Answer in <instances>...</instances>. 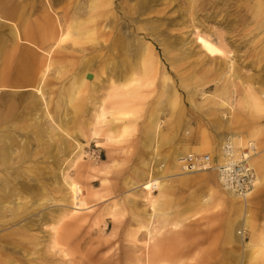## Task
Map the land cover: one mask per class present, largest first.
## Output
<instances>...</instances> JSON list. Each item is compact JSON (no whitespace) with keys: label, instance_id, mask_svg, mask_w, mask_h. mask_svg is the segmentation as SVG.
<instances>
[{"label":"rangeland","instance_id":"rangeland-1","mask_svg":"<svg viewBox=\"0 0 264 264\" xmlns=\"http://www.w3.org/2000/svg\"><path fill=\"white\" fill-rule=\"evenodd\" d=\"M107 1L97 0L96 9L89 12L88 0H0L1 9L23 11L19 29L27 33L35 31V24L40 22L47 6L54 24L59 20H64L62 23L81 21L96 12L109 10L111 13L109 19H97L98 31L92 43L69 38L48 56L44 52L47 46L37 44L39 56L53 60L40 84L36 77L21 76L15 68L19 61L17 55L9 57L7 62L0 57V135L6 134L17 143L5 169L6 176L12 183L25 181L44 189L41 196L34 195L35 187L18 193L13 202H19L20 208L14 214L9 209L4 218L16 216L17 223H0V226H10L0 233L19 239L23 235L19 234L18 226L33 222L34 227L28 234L35 235L37 246L34 254L26 253L27 258L50 256L53 264H68L51 250L53 227L66 226L79 242L77 254L97 253L96 256H106L108 264H130L125 256L131 233L139 226L135 217L137 212H144V205L131 194L128 182L141 183L134 172L146 162L153 165L148 144L155 135L158 138L155 153L160 160L173 151L186 150L187 153H208L216 161L221 133L236 131L243 146L248 138H254L257 153L253 156L259 159L255 165L251 164L257 178H260L257 166L264 167V100L256 109L246 93L248 88L257 94L264 92V13L255 16L264 0H247L248 8L243 7L245 0H157L152 7L162 10L161 14L139 15L123 27L119 17L135 0H109V6ZM246 13L249 19L243 22L241 16ZM93 24L88 22L87 26L91 28ZM111 27L114 30L121 27L123 44L128 40L135 45L139 41L148 43L156 60V66L150 70L146 57L134 49L128 50L124 45L118 51L119 59L115 61L122 62L124 73L116 83L124 85V98L136 110L133 119L123 120L129 128L119 142L106 140L108 135L115 138L121 130L107 122L111 119L109 113L105 114L104 121L95 122L100 103L108 111L111 108L106 99L108 83L104 61L105 32ZM147 28H153L152 34L144 37ZM131 30L136 33L126 38ZM8 31L6 27L1 29L2 34ZM109 34L110 38L114 37ZM197 34L218 37V46L229 52V57H222L220 64L218 60H211L199 48ZM176 40L181 44L175 45ZM229 60L234 63L230 70ZM85 64L90 65L92 82H83ZM37 86L41 91H37ZM69 91L74 93L72 101L68 100ZM227 101L232 105L231 110L220 104ZM233 111L238 112L237 118ZM154 120L161 123L159 132L147 125ZM232 122H236L234 127ZM169 124L174 125L172 130ZM94 127L98 134H93ZM75 143L81 145V157L76 162L73 156L79 148ZM22 151L25 157L18 160ZM202 172L169 180L166 196L170 200L165 207L170 206L161 209L170 215L162 226L163 234L174 231L169 236L172 240L167 242L178 245V249L199 239L196 250L191 248L198 257L224 260L231 257V264L247 263V258L263 262L264 255L254 256L247 244L254 233L258 235L264 230V180L252 189L249 198L253 202L243 210L229 213L218 198L217 192L224 195L226 192L214 171ZM65 177L79 184L82 197L89 202L88 209L77 213V223L70 215L58 221L60 213L72 209ZM94 193L104 196L105 201L95 202ZM62 197L68 198L67 201H60ZM112 214L117 216V221L112 219ZM228 214L236 234L231 251L223 237ZM173 222H178V228L171 226ZM180 233H185L182 240ZM136 238V243L143 245L144 232L139 231ZM69 248L74 250V246ZM9 256L14 260L6 264L18 263L19 254ZM195 259L194 255V259L184 264H204ZM0 264H4L2 259Z\"/></svg>","mask_w":264,"mask_h":264},{"label":"bare ground","instance_id":"bare-ground-1","mask_svg":"<svg viewBox=\"0 0 264 264\" xmlns=\"http://www.w3.org/2000/svg\"><path fill=\"white\" fill-rule=\"evenodd\" d=\"M88 1H90L89 12L90 10L93 11L94 9H96L97 0ZM156 1L157 0H135L134 5L131 8H128V10H124L123 13L120 15L119 18L123 21L121 22V24L123 23L121 27H123L124 25H129V23H131L130 20L132 21V19L134 22V18H137L139 15L142 14H161L162 10L155 9L152 7L153 4L157 3ZM246 2L247 0H245V5L243 7H250V5ZM256 2H259V0H256ZM109 3L110 2L108 0L106 4L109 6ZM48 8V6L47 10H43L42 8H40L44 11L43 16L40 22H37L35 24L36 29L33 33H27L26 31H23V29H19L22 28L23 24V11L0 8V19H2L0 21V57L2 59L4 58L7 62L8 59H10L9 57L17 55V57H19V61L15 68L18 69L19 73H21V76L27 74L31 77H36L38 79L39 84L41 83V81H43L46 71L51 65H53V60H51V58L47 59V57L43 55L39 56L37 49L40 48L37 44H40L41 46H47L44 47V52L47 53L48 56V54H50L51 52H57L58 49L55 47L60 46L62 42L69 38H80L83 40H90L92 43L96 38V31H98V26L96 23L97 19L100 17H102V19L108 17L109 19L111 14L109 10L103 11L101 14H99V12H96L94 14H90L89 17L85 19H81V21L77 20L76 22L73 21L70 23H62L64 20H59L57 24H54L53 20L50 19V16L47 12L49 11ZM247 13L250 16V13L248 11ZM247 13L244 14V16H241V20L243 22L249 19ZM263 13L264 4H262V8L259 11L255 12V16L258 17L260 15H263ZM92 21L94 24L91 28H89L87 24L88 22ZM170 24L172 23L170 22ZM3 27H6L9 30L8 33H1V29ZM121 27H119L118 29L116 28V30H114V27H111V29L105 32L107 33V40L106 44L104 45V61L106 62L105 67L107 68L105 80L108 83L106 99L108 100V102H110L111 108L108 111L100 103L97 115L95 117V122H98L100 119H103L104 121L106 113H109L111 115V119L107 120V122H112L114 127H119L121 130L119 134L115 136V138H112L110 135H108L106 140H115L117 142L122 140V138L127 132V129L129 128L128 124H124L123 120L128 118L133 119L134 114H136V110L129 106L131 105L130 101L124 98V85L116 83V80L121 79L124 73L122 62L115 61V58H118L119 55L118 51L121 50L125 45V48H128V50H131L132 48L141 56L146 57L147 66L150 70H153V68L156 66V60H154L153 58V52L151 46L148 45V43H145L144 41H139L138 44L135 45V43H133L131 40H128L127 43L123 44L120 39L122 36H124L121 33ZM135 28L136 30H139L138 27ZM146 30V33H143L144 37L147 35H151V31L153 30V28H147ZM109 33L114 34V37L110 38ZM134 33H136L134 30L128 31L125 37L128 38ZM196 38L199 48L207 57H210L211 60H218V64H220L222 61V57H229V52L224 51L218 46L220 45L218 37L212 38L208 35L197 34ZM22 43H25L26 45H23ZM174 44L179 45L181 44V42L176 40ZM175 45H173V47H175ZM20 49L22 50L19 51ZM116 50L117 52H114ZM233 64L234 63L232 60L228 61L227 66H229V70L232 69ZM82 71V78L84 79H82L83 82H92L94 80L92 79L93 74L90 72V65L85 64L82 68ZM86 77L89 78V80H86ZM37 91H41V88H39L38 86ZM246 93L251 96L253 102L252 106L254 108L257 109V107L260 108L262 106V100H264V92L257 94L253 88H248L246 90ZM42 95L43 94H41V96ZM73 98L74 93L72 91H69L68 100L72 101ZM220 104L226 107L228 110L232 109V105L228 101L226 103L221 102ZM237 114V111H233V115L235 116V118H237ZM120 123L122 124L121 126H119ZM235 124L236 122H232V127H234ZM147 125L149 129L151 127L154 132H156L157 130L159 132L160 128H162L161 123H158V121L156 120L149 122ZM231 125L229 126L230 128ZM168 127L170 128V130H172L174 125L169 124ZM95 130L96 128L94 127L93 134H98V132ZM157 136L159 135L157 134ZM9 140L10 139H8L6 134L0 135V169L3 170V172H0V223L13 225L17 223L16 216L10 219L4 218L5 213L9 209L14 214L15 210H18V208H20L19 202H13V200L16 198V195L21 191L31 190L35 187L34 189H36V192L34 191V195L41 196L42 194H44V189L40 188V186L38 185L33 186L29 183H26L25 181L17 180L15 183H12L10 178L6 176L5 169L8 167L9 159L12 152L15 151L14 144H17L14 140ZM218 140L221 141V146L225 143H230L236 150H241L242 148L249 147L252 153L249 159L250 164L252 163L253 165H255L256 161L259 159L253 156L257 153L255 151L253 152V150L256 149L254 138H248L246 145L243 146L240 134L236 131H228L227 133H221ZM75 144L76 147L79 148V152L74 154V162H76V160L80 159L81 157V145L78 143ZM157 146L158 138H156L155 135V137H153L151 139V142L148 144V149L151 152V159H153V165L151 166L148 162H146L138 171L134 172L135 175H138V179L141 181V183L135 184L133 182H128L129 188H131L132 190L131 194H135L134 196H136L139 201L144 205V212L142 214L140 212H137L138 216L135 217V221L139 223V226L137 230L131 233L132 240L130 242V248L127 250L128 255H126L125 258L129 259L130 264H184L188 260L194 259L195 255L196 262L202 260L204 261V264H231V257L230 259L224 260L217 258H202L201 256L198 257V253L193 254L194 251H191V248H195L194 250H196V247H198L201 242L199 239H193L192 242L195 241L193 244H187L178 249H176L178 245L167 242L172 240V238H170L169 236L172 235L174 231L164 233L166 236L164 237L162 226L166 225L165 222L168 221L170 215L168 212L161 211V209L163 207L167 208L170 206L166 205L165 207L166 202L170 200L169 197L166 196V193L168 191L167 189L169 188V180L173 178H184L187 176H191V174H200L203 172H185L183 171V169H181V158L186 154H192V152L187 153L186 150L173 151L168 156L160 160L159 156L155 153L156 148H158ZM18 155L21 156L18 159L20 160L21 158L25 157V152L22 151ZM222 160L223 154L220 147L217 161L221 162ZM257 168L260 174V178L256 177L255 185H261L264 180V167L260 164L257 166ZM214 173L218 179L219 185L226 192V195L222 194L221 191H219L220 193L217 192V194L219 196L218 198L223 202V204H225V206H227L228 212L233 213L236 210L239 211L245 209L247 204L252 201L249 198V195L252 191L246 194L235 193L234 191L224 186L222 180L220 179V176L218 175V173H216V171H214ZM16 179L17 176L14 177V180ZM63 180L70 194L72 209L71 211L65 214L60 213L58 221L60 222L63 220L64 216L70 215V218L77 223V221L79 220V217H76L77 213L80 210L88 209L89 202L82 197V191L79 184L67 177L63 178ZM93 196L95 202L105 201L104 196L99 195L98 193H94ZM67 199L68 198L66 197H62L60 198V201L66 202ZM10 203H12V205H10ZM183 209H185V207H183ZM112 219L114 221L118 220L115 214H112ZM160 222L163 223L161 224ZM156 225L160 227H155ZM171 226L173 228H178V222L171 223ZM226 226V229H223V237L225 243L229 246L228 250L231 251L233 247L232 244L235 242L236 237L234 227L231 226V214H228ZM0 227L1 232L3 228L6 229L10 226ZM33 227L34 226L32 221H28L24 225L18 226L17 230L19 231V234L23 235V237H19V239L10 238V235L8 234L0 233V259L3 260L4 264L13 262L14 259L11 258L12 256H9V254L20 255L16 258V260L18 261V263L16 264H53L50 259V256L48 258L43 257V255L41 257H26V253L34 254L36 252L37 243L35 240V235L28 234V232H30ZM69 227L72 228V226ZM139 231H143L145 234V241L143 242V245H139L136 243V234ZM71 233L72 231L66 228V226L53 227L51 250L53 249L54 253H57L61 257H63L65 263L108 264V258L103 255L96 256L97 253L77 254L79 252V242L76 240V238L73 237V234ZM184 234L185 233H180L179 238L181 240L185 238ZM174 241H176V239H174ZM69 246H74V250L72 248H69ZM247 246L250 248V250L253 251V253L256 254L254 256H258L260 255V253L264 255V230L260 231L258 235H255L254 233L252 235V239L250 240L249 244H247ZM30 250H32V252H30ZM247 260V263L242 262L241 264H264V260H262L263 262L258 261L257 259L249 261V259L247 258Z\"/></svg>","mask_w":264,"mask_h":264},{"label":"built area","instance_id":"built-area-1","mask_svg":"<svg viewBox=\"0 0 264 264\" xmlns=\"http://www.w3.org/2000/svg\"><path fill=\"white\" fill-rule=\"evenodd\" d=\"M223 160L214 161L208 153L186 154L180 167L185 172L216 171L224 186L238 194L251 192L255 186L256 173L250 164V148L235 149L230 143L221 146ZM254 152V150H253Z\"/></svg>","mask_w":264,"mask_h":264}]
</instances>
